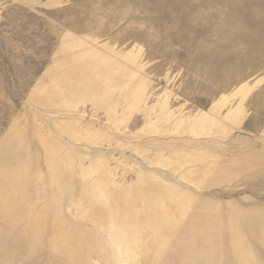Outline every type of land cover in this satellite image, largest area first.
I'll list each match as a JSON object with an SVG mask.
<instances>
[{
	"label": "rangeland",
	"instance_id": "rangeland-1",
	"mask_svg": "<svg viewBox=\"0 0 264 264\" xmlns=\"http://www.w3.org/2000/svg\"><path fill=\"white\" fill-rule=\"evenodd\" d=\"M0 264H264V0H0Z\"/></svg>",
	"mask_w": 264,
	"mask_h": 264
}]
</instances>
